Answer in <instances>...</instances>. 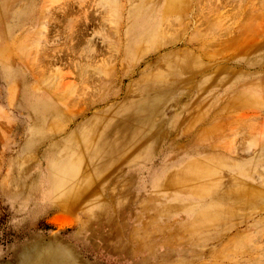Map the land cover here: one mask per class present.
<instances>
[{
	"label": "rangeland",
	"instance_id": "obj_1",
	"mask_svg": "<svg viewBox=\"0 0 264 264\" xmlns=\"http://www.w3.org/2000/svg\"><path fill=\"white\" fill-rule=\"evenodd\" d=\"M188 1L174 31L132 42L134 2L108 22L103 0H0V264L47 248L66 264H264V198L220 202L228 187L190 176L210 146L250 160L264 131L263 99L218 114L223 82L264 57V0ZM45 103L60 114L38 115ZM93 137L110 150L86 151ZM244 166L264 193V169Z\"/></svg>",
	"mask_w": 264,
	"mask_h": 264
},
{
	"label": "bare ground",
	"instance_id": "obj_2",
	"mask_svg": "<svg viewBox=\"0 0 264 264\" xmlns=\"http://www.w3.org/2000/svg\"><path fill=\"white\" fill-rule=\"evenodd\" d=\"M103 1H104L103 4L105 6L102 9L101 15H103L102 18H105L108 22H110L112 18H118L120 16L122 17V12L120 11V9L123 2L129 3L130 5L132 2H134V5L132 4L133 5L132 9L126 12V20L129 21L130 24L127 27L125 34L132 42L139 40L147 42L148 38L150 39L154 37L159 38L161 25H163L162 23H164V21L168 19L170 20L168 29L174 31V26L176 27V25L178 24V23L176 24V21H178L177 20V17L179 15L178 13H180L182 9H185L184 8L185 5L189 3L188 0H103ZM190 3L188 4V6L190 5ZM68 14L71 15L72 13L70 14L68 12ZM79 14L82 13L79 12ZM65 15L68 16L67 14ZM62 16H64V14ZM87 16H89V14ZM66 18L64 20H66ZM83 18L86 17L83 16ZM73 34L77 35V37L75 36L77 40H80L83 34V30L80 29L78 30V34H76V32ZM73 34H69V36ZM263 58L264 57H261L260 59L254 61L253 63L249 62L248 60L241 61V63H239L238 66L242 65L243 66L242 68L245 71L241 72L239 77L238 76L230 77L231 80L228 84L225 81H224L225 83L223 82V84L227 86L223 88L224 90L226 89L224 91L225 96L222 97L221 101H219L220 103L218 102L220 108L218 109L219 113L218 112L217 113L219 114V116L225 115L230 111L233 112L240 108L257 106L259 105L261 99L264 100V61H262L264 60ZM257 66L259 67V70H256L257 72H250V71L248 72V70L250 69L248 67H254L253 69H256ZM36 112H38V115L41 116H52V115L60 114L59 109L55 108V106L50 103L38 105L36 107ZM211 132L213 131H210V133ZM209 135L207 134V136ZM257 136H258L257 138L255 135L253 138H249L247 144L244 145L242 148L245 149L244 151H247L255 147L254 154L250 155L251 159L247 160L244 163L232 162V159L230 158L231 155L230 153H233L234 151L231 150L230 147H225L226 145L216 146V147L210 146V148L206 150L208 154L206 161L202 163H200L199 161H197L199 162L197 163L195 161L196 164L191 168L190 171L191 173L189 172L190 176H192L193 179L200 181L196 189L197 190L204 189L207 194H211V193L214 194L217 193L219 189L228 187L229 189L224 195L221 194L218 196L220 198L218 201L220 202L221 201L225 202L228 199L234 201L240 200L243 202L244 206L245 205L253 206L257 204L258 201L262 200L264 198V193L260 188H257V186H262V184L259 182L260 181L259 175L255 176V178H250L251 176H247L249 174L248 170L244 168L245 167L244 165L248 164L251 165V167L261 166L264 169V131L261 130V132H259ZM100 141L102 140L100 139ZM100 141L96 137H93L92 140L87 139L84 143L86 151H88L90 154L93 153L94 155L98 151L106 153L107 150H110L107 149L105 145H103V143H101ZM242 149L241 151H243ZM238 153L239 152H237V154ZM61 166L62 164H59L57 169H59ZM80 167H81V162L79 160L70 161L63 169L59 181L60 182L64 181L67 176L71 177L73 175H76L79 172ZM175 174L178 175V173ZM230 177L232 178L230 179ZM177 178H179V176ZM221 212L222 210L220 208L215 207L214 209L210 210V212L207 211V213L201 215L198 221L199 222L203 221L205 219V218L203 219V217L208 215L210 216L209 218L211 221L212 220L211 215H213V217L214 216L218 217L219 215L220 217L223 214V213L221 214ZM213 220L216 221V219ZM204 225L201 226L205 227ZM197 228L199 229L200 227ZM34 264H66V259L60 250L58 251L53 248H47L42 250V252L38 254V257L35 260Z\"/></svg>",
	"mask_w": 264,
	"mask_h": 264
}]
</instances>
